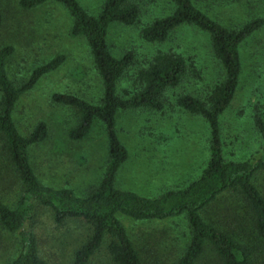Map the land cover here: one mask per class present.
<instances>
[{
	"label": "rangeland",
	"instance_id": "374dc122",
	"mask_svg": "<svg viewBox=\"0 0 264 264\" xmlns=\"http://www.w3.org/2000/svg\"><path fill=\"white\" fill-rule=\"evenodd\" d=\"M20 0H0V49L11 47L6 71L9 80L20 86L32 72L58 56L64 63L42 77L35 87L22 95L13 112L18 132L26 137L43 122L48 138L29 149L32 169L46 187L66 189L85 197L100 182L107 165V135L104 125L95 120L88 135L71 141L68 133L77 125L75 112L54 104V94L70 95L92 105L102 99L100 77L93 65L85 38L70 35L72 19L61 5L48 3L22 10ZM96 17L105 0H77ZM211 20L228 30L245 24L264 22V0H191ZM139 11L133 26L113 24L108 30L107 47L119 59L130 53L132 64L117 83V95L128 99L142 85L138 75L160 55L184 60L186 70L179 84L166 89L161 97L162 110L120 111L116 117V135L128 153L127 161L115 178V188L147 199L186 188L197 180L209 161V129L199 116L184 112L177 101L192 97L209 107L212 91L224 80V71L216 59L209 37L193 26L183 25L171 31L162 43H148L142 31L154 21L170 16L172 0H131ZM241 75L236 94L220 117L222 154L226 162L258 159L263 140L254 126L264 124V25L240 47ZM254 184L264 198V172ZM22 192L21 183L1 153L0 202L15 208ZM224 211L209 208L201 217L219 231L245 246L250 264H264V240L255 232L250 214L243 210L237 194L223 196ZM221 212L222 216L215 215ZM224 215V216H223ZM130 241L145 264H172L185 252L190 231L184 217L166 221H133L117 216ZM25 229L34 234L40 257L47 264H72L75 252L86 241L90 228L80 221L55 224L49 209L35 204L33 218ZM105 240L88 264H114L107 254ZM17 234L0 228V264L12 263L19 254ZM212 253L206 248L197 264H210Z\"/></svg>",
	"mask_w": 264,
	"mask_h": 264
},
{
	"label": "trees",
	"instance_id": "16d2710c",
	"mask_svg": "<svg viewBox=\"0 0 264 264\" xmlns=\"http://www.w3.org/2000/svg\"><path fill=\"white\" fill-rule=\"evenodd\" d=\"M172 1L175 4L173 13L146 27L142 31L143 40L162 43L176 28L193 26L208 35L212 51L224 71V80L212 91L209 107L189 96L177 101L184 112L199 116L206 122L209 129V161L197 180L182 190L166 192L157 199L143 198L115 188L116 174L128 159L127 150L116 135V117L120 111H161L160 97L166 89L179 84L186 70L184 60L169 54L156 57L138 75L142 89L128 99H121L117 95V83L132 64L133 57L130 53L119 59L112 57L107 47V36L113 24L129 27L137 22L139 11L131 0H105L96 17L90 16L77 0L19 1L20 8L25 11L48 3L61 5L72 19L70 35L85 38L101 80L100 103L92 105L80 98L60 94L52 95L51 101L75 112L77 125L68 133L71 141L84 139L95 120L104 125L108 161L100 182L85 197L40 183L30 164L28 152L48 138L47 127L40 122L24 137L16 129L13 112L20 97L31 91L42 77L56 71L65 58H54L35 69L25 83L15 86L6 71L13 49H0L1 153L22 187L15 208L0 202V228L6 233L17 234L20 243L19 254L10 264H47L39 255L34 234L25 229L33 218L35 204L49 209L57 225L74 220L84 222L90 228L89 237L75 252L72 264H88L105 240L108 241L107 254L114 264H145L118 215L133 221H166L184 217L190 231L189 243L180 259L172 264H197L206 248L212 253L210 264H250L247 248L214 225L206 223L201 214L209 208L213 211L221 209L223 213V196L226 193L237 194L243 210L250 214L255 232L264 240V198L254 184L255 176L264 172V124L259 118L254 121L255 129L263 140L262 154L256 160L245 162L224 160L219 124L239 85L240 47L263 27L264 22L254 20L232 31L207 17L191 0ZM215 215L222 216L221 212Z\"/></svg>",
	"mask_w": 264,
	"mask_h": 264
}]
</instances>
